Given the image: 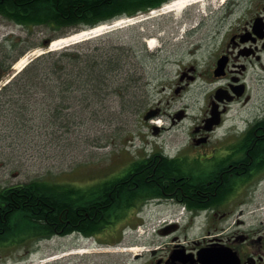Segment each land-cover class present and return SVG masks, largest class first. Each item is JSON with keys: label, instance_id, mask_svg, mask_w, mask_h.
Wrapping results in <instances>:
<instances>
[{"label": "rangeland", "instance_id": "1", "mask_svg": "<svg viewBox=\"0 0 264 264\" xmlns=\"http://www.w3.org/2000/svg\"><path fill=\"white\" fill-rule=\"evenodd\" d=\"M200 5L189 6L182 13L144 14L136 18L132 22L134 24L128 27L122 24L123 27L117 29L119 37L116 35L114 41H121L129 48L130 70L135 69L131 65L136 63V67L143 65L144 71L133 76L136 87L126 91L123 97L110 96L104 110L97 104H78L76 114L62 116L58 124L48 115L40 117L39 111L34 112L30 123L23 125L16 124L17 120L12 115L6 118L0 115V187L27 183L32 179L91 186L108 175H117L135 159L157 151L172 155L187 148L190 145V128L201 117L207 96L213 89L204 74H207L213 51L225 32L215 23L222 12L207 18L208 10ZM215 5L220 8L219 0ZM49 35L50 32L44 28L21 27L0 18V60L6 47L9 49V63L21 50L41 44ZM151 38L155 39V46L148 51L153 52V58L146 60L141 45ZM16 42L20 43V48H12V43ZM36 48L24 53L22 59L28 61L42 53L41 48ZM188 64L196 66L198 78L175 95L179 73ZM15 65L13 72L17 70ZM132 73L133 70L130 71ZM248 83L250 103L246 106L235 104L229 120V123L234 120L240 129L245 125L244 117L254 118L264 110L261 106L264 80L259 82L248 78ZM157 108H160L161 116L152 121L160 120L161 126L156 132L152 121H143V115ZM180 109L185 110L187 117L172 125L168 115ZM263 206L264 180L256 185L241 207L245 230L264 226L263 210L251 214L252 209H263ZM173 212L174 207L165 204L144 207L129 220L133 225L141 222L138 226L122 223L116 227L117 232L113 235L121 236L122 231V239L114 244L106 243L113 238L105 234L86 239L74 233L43 240L35 246L33 244L38 241L32 240L28 250L16 251L14 257L19 261L15 264H152L166 254L173 241L187 246L192 240H200L206 235V218L199 219L193 226H183L184 223L179 218L175 219ZM146 214L150 221L145 224L141 220L147 221ZM236 218L235 213L228 220L229 230L234 232L242 229L236 227ZM176 220L179 221L177 229L163 232L167 222ZM261 220L262 226L259 224ZM222 225L224 223L218 228ZM128 248L140 250L128 251ZM83 250L86 253H76ZM152 251L154 255H151Z\"/></svg>", "mask_w": 264, "mask_h": 264}, {"label": "trees", "instance_id": "2", "mask_svg": "<svg viewBox=\"0 0 264 264\" xmlns=\"http://www.w3.org/2000/svg\"><path fill=\"white\" fill-rule=\"evenodd\" d=\"M170 0H0V18L21 27L44 28L49 37L38 45L21 50L9 63V49L0 60V80L10 75L12 64L24 53L44 47L69 34L94 28L120 17H132L159 8ZM117 32L85 41L71 47L45 53L27 64L0 89V115H12L16 124H27L39 111L58 124L62 116L75 115L78 104H97L106 108L110 96H124L136 87L135 74L144 71L136 63L130 74L131 55ZM12 43V48H20ZM144 59L153 54L141 45ZM138 79V78H137ZM130 94V93H129ZM59 121V122H58ZM212 168L168 160L159 156L135 159L117 175H108L93 185L32 179L27 183L0 188V206L8 211L7 234L3 243L29 244L33 241L78 232L85 237L114 236L119 222L135 208L153 198L182 201L198 210L226 199L203 197L218 184H207ZM230 180L222 192L237 186ZM117 232V231H116Z\"/></svg>", "mask_w": 264, "mask_h": 264}, {"label": "flooded vegetation", "instance_id": "3", "mask_svg": "<svg viewBox=\"0 0 264 264\" xmlns=\"http://www.w3.org/2000/svg\"><path fill=\"white\" fill-rule=\"evenodd\" d=\"M215 22L219 29H225L224 34L214 49L205 80L213 85L208 95L205 108L190 131L191 145L178 153L177 160H187L188 163L212 168L207 184H218L212 192L203 197L208 200L226 199L222 203H212L206 207L210 214L206 218V235L200 240L183 245L180 241L171 243L163 257L152 264H189L170 259L175 245H182L187 254L194 255L202 248H230L236 253L240 264H264V226L245 230L241 208L248 196L255 189L257 182L264 177V110L259 111L254 118L244 117L246 122L242 129L230 130L223 138L216 139L217 129L231 120V111L235 104L246 106L251 100V88L248 78L256 81L264 80V0L230 1L223 8L221 16ZM216 21V20H215ZM220 36V35H219ZM215 39V37L213 38ZM220 65L219 71L216 69ZM196 73L194 66H189ZM188 68H183L179 74V87L185 89L187 81L196 79V75L185 74ZM183 81L180 82V78ZM220 90L216 97L215 91ZM261 106H264V101ZM220 114V124L213 127L212 132L204 130L206 120L210 117L211 109ZM174 114L170 116L176 124ZM185 116V114H184ZM195 142V143H194ZM198 142V143H196ZM230 180L240 182L232 192H222ZM239 207L238 209H236ZM263 209H252L251 214ZM236 213V227L239 231L229 230L228 220ZM8 211L0 206V264H12L13 253L26 244L3 243L2 238L7 234ZM264 220V219H263ZM218 223V224H217ZM224 223L218 228L219 224ZM262 226V220L259 221ZM177 226V225H176ZM153 252L151 255H154ZM15 264V263H13ZM191 264H198L192 261Z\"/></svg>", "mask_w": 264, "mask_h": 264}, {"label": "water", "instance_id": "4", "mask_svg": "<svg viewBox=\"0 0 264 264\" xmlns=\"http://www.w3.org/2000/svg\"><path fill=\"white\" fill-rule=\"evenodd\" d=\"M155 115L154 111H149L145 116L144 120H148ZM180 119V115L177 116ZM209 122L212 123L211 120ZM217 124V122H213ZM170 259L178 260L183 263L192 262L193 257L191 255L183 256V250H176L172 253ZM197 261L200 264H239V260L231 250L227 248H213V249H202L197 253Z\"/></svg>", "mask_w": 264, "mask_h": 264}, {"label": "bare ground", "instance_id": "5", "mask_svg": "<svg viewBox=\"0 0 264 264\" xmlns=\"http://www.w3.org/2000/svg\"><path fill=\"white\" fill-rule=\"evenodd\" d=\"M205 1L206 0H175V1H173V3L170 6L165 8V10L161 12V14H167V13H171V12L179 13L183 9H185V8H187L189 6L201 4V3L205 2ZM221 1H224V0H221ZM123 22L124 21H121L118 24H116L115 26H119ZM106 29H107V27L100 26L99 28H97L93 32H82V33H78V34L72 35L70 37H66V38H63V39L56 40V41H54L52 43L51 49H56V48H59L62 45H68V44H71V43H75L77 41H80V40L84 39L85 37H88L91 34L98 35V34L104 32ZM154 46H155V41L151 40L150 41V47L154 48ZM25 62H26V59H24V58L21 59L15 65V68L17 70L21 69V67L25 64ZM157 123L159 124V122H157ZM139 250H140L139 248H128V251H139ZM76 253L77 254L86 253V251H84V250L83 251H77Z\"/></svg>", "mask_w": 264, "mask_h": 264}]
</instances>
